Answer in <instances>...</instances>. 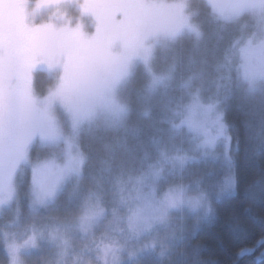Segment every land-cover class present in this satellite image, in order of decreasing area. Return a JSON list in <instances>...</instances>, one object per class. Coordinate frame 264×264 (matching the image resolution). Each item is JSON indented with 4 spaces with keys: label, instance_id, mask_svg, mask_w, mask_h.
Masks as SVG:
<instances>
[{
    "label": "rangeland",
    "instance_id": "obj_1",
    "mask_svg": "<svg viewBox=\"0 0 264 264\" xmlns=\"http://www.w3.org/2000/svg\"><path fill=\"white\" fill-rule=\"evenodd\" d=\"M199 4L222 23L241 16L249 23L251 29L238 48L239 62L233 69L231 57H224V80L207 97L199 83L177 95H161L166 106L161 102L164 111L158 122L173 131L159 134L154 117L155 123L147 126L151 135L137 140L136 117L149 112H134L130 104L132 77L139 69L147 72L145 91L138 93L136 102L172 81L176 65L164 59L165 49L179 36L201 35L193 21ZM21 18L32 26L51 25L57 32L79 28L90 43L30 34ZM19 33L29 38V46L16 40ZM65 49L74 52L80 68L71 108L59 99L47 102L62 82ZM38 51L49 53L50 59L38 57L31 69L28 86L35 108H30L23 98L21 73ZM40 73L43 77H36ZM230 74L244 86L245 97L261 90L264 97V0H0V131L10 145L34 128L45 134L42 138L35 132L10 181L0 183L5 264H30L37 258L34 264H141L154 249L160 250L158 259H166L179 237L175 231L207 221L210 199H221L232 190L231 139L223 112ZM39 87L46 88L40 92ZM124 135L121 146L118 138ZM128 136L137 143L130 146ZM108 137L113 143L101 140ZM85 139L99 141L96 148L100 144L104 159L90 160L97 171L76 186L87 161L80 146ZM110 162L118 170L113 179ZM46 164L52 178L60 176L54 188L51 178L43 187L33 183V168ZM216 172L221 179L206 183ZM69 188H74L69 192L79 196L80 205L72 215L52 218L54 202L66 197ZM22 213L26 222L19 225Z\"/></svg>",
    "mask_w": 264,
    "mask_h": 264
},
{
    "label": "trees",
    "instance_id": "obj_2",
    "mask_svg": "<svg viewBox=\"0 0 264 264\" xmlns=\"http://www.w3.org/2000/svg\"><path fill=\"white\" fill-rule=\"evenodd\" d=\"M204 6L199 4L197 8L201 10L193 16L194 24L199 26L201 35L199 37L191 35L197 39L181 36L165 49L164 59L168 62L174 61L176 65L171 82H165V85L158 88L152 97L136 102L138 93L145 91L147 72L139 69L132 77L133 86L129 92L130 104H133L134 112L139 110L149 112V116L136 117L138 124L133 134L137 140H144L151 135V128L147 126L155 123L154 117L161 130L159 134L173 131L174 128H167V123L158 122L161 112L164 111L162 105L166 106L159 99L161 95H177L179 92L188 90L190 85L199 83L202 94L207 97L212 89L216 85L220 86L224 80L226 74L222 63L224 57H231V66L233 69L236 68L239 62L238 48L248 33L246 30L251 29L249 23L243 22L242 19L222 23L206 11ZM187 57L191 58L190 61H187ZM184 59L190 65L187 66L183 62ZM158 62L156 61L155 64ZM177 64L181 74L177 70ZM155 67L157 66L154 65ZM181 75L182 79H179ZM37 76L41 78L43 74L40 73ZM227 79L223 112L231 139L232 190L229 195L221 199L215 201L210 199L212 214L207 221L197 223L192 229L190 225L185 228L183 225L180 230L175 231L179 237L174 240L164 255L166 259H158L155 255L159 254L160 250L154 249L152 250L154 255L144 258L141 264H264V97L262 90L255 97H245L244 86L240 85L241 83L237 85L234 75H228ZM45 88L39 87L37 90L42 92ZM157 114L158 116H154ZM119 132L117 131L115 135ZM124 137L125 135L118 138V141H122L121 146H124ZM110 138L101 140L113 143ZM128 139L130 146L137 143L134 137L128 136ZM89 140L92 141L87 142ZM97 143H99L97 140L85 139L80 144L87 161L83 176L79 178L76 186L85 184L88 174L93 169L97 171L96 168L92 169L89 166L90 160L94 163L96 156L104 159L103 153L98 151L100 144L96 148ZM110 146L114 147L113 144ZM107 166L111 168L110 179H113L114 174L118 175V170L113 168L116 165L110 162ZM212 166L215 168L214 165ZM220 179L216 172L212 180L206 179L205 182L215 183ZM22 186L23 182L18 184L17 193L23 192ZM70 189L74 188L66 189V197L63 195L54 202L53 209L50 210L52 218L62 217L63 213L72 215L75 205H80L79 196L70 193ZM20 216L24 217L25 214L22 213ZM38 221L41 223V218ZM24 222H26V216L19 225ZM4 227L9 228L5 224ZM11 228L16 227L11 226ZM2 242L3 237L0 238V264H5ZM38 260L39 258L31 260L30 264Z\"/></svg>",
    "mask_w": 264,
    "mask_h": 264
},
{
    "label": "snow or ice",
    "instance_id": "obj_3",
    "mask_svg": "<svg viewBox=\"0 0 264 264\" xmlns=\"http://www.w3.org/2000/svg\"><path fill=\"white\" fill-rule=\"evenodd\" d=\"M22 28L33 35L36 36H46L50 34L63 35L68 38L70 41H73L77 44L84 45L89 44L90 41L84 36L79 28L68 30L64 32L60 30L53 29L51 25H39L32 26L23 22L21 18ZM65 62L63 65V78L62 82L56 91L50 93L47 98V102L50 104L52 100L59 99L61 103L65 104L67 107L71 108L73 104V85L80 71L77 57L71 49H65ZM38 57L49 58L50 54L45 51L34 52L28 61L24 64L21 80H22V94L26 104L30 108H35V100L31 96L30 88L28 86V81L30 80V72L32 67L39 62ZM39 131L41 137H44V132L39 128H34L29 130L26 134L22 135L14 144H9L5 139L2 131H0V183L7 184L12 174L15 171V168L19 161L24 158L25 151L29 141L32 139V136L35 132ZM51 178L52 188H54L55 183L59 180L60 176L55 175L52 178V169L50 165H42L39 168H33V183L37 186L43 187V184L46 180ZM48 194H51V189H49Z\"/></svg>",
    "mask_w": 264,
    "mask_h": 264
},
{
    "label": "flooded vegetation",
    "instance_id": "obj_4",
    "mask_svg": "<svg viewBox=\"0 0 264 264\" xmlns=\"http://www.w3.org/2000/svg\"><path fill=\"white\" fill-rule=\"evenodd\" d=\"M14 38V37H13ZM16 40H19V43L22 44V45H25V46H29L30 45V40L29 38L26 37L25 34L23 33H19L18 35H16ZM10 42H11V46L15 43L14 42V39H10ZM7 44V43H6ZM5 44V45H6ZM6 48H9L11 50V47L9 45V42L7 44V47ZM1 119V117H0ZM2 121H4L7 125H11V122L9 119H4L2 118Z\"/></svg>",
    "mask_w": 264,
    "mask_h": 264
}]
</instances>
